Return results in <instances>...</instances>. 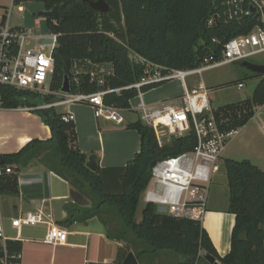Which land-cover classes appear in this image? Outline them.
<instances>
[{"label":"trees","instance_id":"trees-1","mask_svg":"<svg viewBox=\"0 0 264 264\" xmlns=\"http://www.w3.org/2000/svg\"><path fill=\"white\" fill-rule=\"evenodd\" d=\"M28 1L40 2L47 10L57 9L56 19H45L48 32L57 35L50 89L60 90L64 77L68 76L72 93L116 89L139 81L145 68L130 57L131 53L170 68H193L207 56L220 59L222 45L230 38L249 33L257 24L264 27L259 14L240 21L226 20L223 0H105L106 12L91 8L84 0H13ZM212 16L217 17L209 26ZM5 20L6 16L1 24ZM78 61L110 64L112 72L103 75L104 83L98 85L90 80L87 72L72 73ZM257 76L261 78L249 98L214 109L213 115L221 129L243 126L254 115L255 108L264 104V75ZM162 83L145 85L141 91ZM137 93L136 89L108 92L103 95V102L129 108V101ZM0 94L2 108L6 109L35 105L36 98L44 102L54 99L52 95L41 96L8 86H0ZM34 112L49 127L50 137L31 139L18 151L2 154V166L18 169L41 156V163L68 180L73 186L74 203L60 224L67 227L97 216L106 226L107 235L125 242L110 264H121L129 251L138 261L169 253L177 257L178 264H213L205 259L206 254L215 257L219 264H264V172L249 160L224 158L222 163L228 188L226 211L234 214L235 219L230 250L220 257L201 222L158 212L151 203L144 205L139 221L135 218L153 165L167 156L191 149L195 143L193 132L159 146L152 128L140 119L129 122L126 128L139 134V150L123 166L99 167L93 172L85 166L87 154L78 148L73 122L62 121L55 107ZM0 192L17 193L15 175L0 177ZM87 192L96 200L90 206L83 201ZM105 211L116 214L120 227L113 230L107 227L106 221L100 218ZM21 249L20 240H3L0 235V264H21Z\"/></svg>","mask_w":264,"mask_h":264},{"label":"built area","instance_id":"built-area-1","mask_svg":"<svg viewBox=\"0 0 264 264\" xmlns=\"http://www.w3.org/2000/svg\"><path fill=\"white\" fill-rule=\"evenodd\" d=\"M222 4L226 20L240 21L244 17L259 14L260 21L264 22V0H223ZM216 17L212 16L207 24L212 25ZM43 38L50 42L42 43ZM56 46L57 35L54 33L40 35L35 34L33 29L9 27L6 22L1 24L0 86L54 97L49 102L23 107L28 111L87 103L92 107L95 117L117 123L124 121L122 112H139V119L153 129L159 146L169 142L171 138L193 132L195 143L191 149L167 156L153 165L149 183L141 195L144 204L162 206L166 211L164 213L170 216L201 222L207 210L209 186L213 176L222 167L225 148L236 129L223 130L219 127L210 106L207 88L201 83L197 88L188 89L186 77L222 64L248 61L264 53V27L257 24L249 33L230 38L222 45L220 59L207 56L193 68H170L135 56V60L145 68V74L139 81L121 88L92 93H66L50 89L54 71L53 51ZM89 77L98 85L104 83L103 76L96 77L92 71L89 72ZM174 79L180 80L183 86L179 102L164 101L159 105H150L144 101L141 91L143 86ZM238 87H242V82L238 83ZM125 89L138 91L135 105L129 101V108H119L103 102L104 94L113 91L118 93ZM258 107L264 109V104ZM61 120L65 123L73 122V115L70 112L61 113ZM11 171L10 167L0 165V176ZM40 223L48 224L45 243L61 244L66 241V230L52 221L50 213L39 210L27 212L12 220V224L17 227Z\"/></svg>","mask_w":264,"mask_h":264},{"label":"crops","instance_id":"crops-1","mask_svg":"<svg viewBox=\"0 0 264 264\" xmlns=\"http://www.w3.org/2000/svg\"><path fill=\"white\" fill-rule=\"evenodd\" d=\"M85 62L90 65L89 68L110 65L92 64L89 61L75 63ZM80 69V71L76 70L77 73L78 71L80 73L87 72L82 67ZM110 70L112 72L111 65ZM260 78L259 76V80ZM161 88L162 86L143 92L144 101L145 95H148L149 103L147 104L150 105H159L164 101L167 103L179 102L180 96L165 93L159 94V97L150 95L155 89L161 90ZM133 99L137 102L136 97L132 98L130 102ZM20 109H23V107L16 108V110ZM58 111L60 113L70 112L73 115L78 148L87 156L95 154L98 168L123 166L139 150V134L134 129H127L126 125L122 126L125 119L117 123L103 117H95L92 107L87 103L62 106L58 108ZM30 113L27 110L25 115L28 117L34 116ZM34 118H37L38 128L25 126L20 131L12 129L9 133L7 131L2 132L4 124L0 123L1 155L18 151L31 139L45 140L50 137L49 127L44 124L39 116ZM250 121L255 123L256 130L250 131L251 143L249 142L248 145L250 151L247 152L244 159L249 160L264 172V148L259 153L253 152L256 145L254 143L256 133L260 131L264 136V115L256 116L254 113L241 128H245ZM127 123L129 122L125 124ZM9 141H11V146L5 148ZM40 157H34L29 163L20 166L18 169L14 166H8L11 167L12 171L2 175L13 174L17 179V193L0 192V235L2 239L20 240L22 242L21 264L113 263L117 258L119 248L125 247V242L107 235L106 226L97 216L76 221L67 227L62 226L60 221L66 218L67 209L74 203L71 197L73 186L68 180L41 163ZM38 210L47 214L50 213L52 221L66 230L67 236L64 243L47 244L44 242L48 228L47 223L20 225L18 227L12 224V220L20 215ZM234 219V214L227 212L226 208H207L201 221L203 229L207 232L217 255L220 257L225 256L230 250ZM138 263L153 264L150 262L140 263L139 261ZM3 264H6V262Z\"/></svg>","mask_w":264,"mask_h":264},{"label":"rangeland","instance_id":"rangeland-1","mask_svg":"<svg viewBox=\"0 0 264 264\" xmlns=\"http://www.w3.org/2000/svg\"><path fill=\"white\" fill-rule=\"evenodd\" d=\"M44 9V5L40 2L28 1V2H13L12 0H0V25L4 16H6V23L9 27L13 28H23V29H33L35 34L45 35L48 33L46 27V21L43 17H38L37 13L40 10ZM42 43H49L50 40L47 38L41 39ZM130 57L135 59V55L132 53ZM250 62L264 64V53L256 55L250 59ZM85 63H75L72 68V73L74 75L79 74L80 68L89 72L92 71L95 73L96 77H101L107 75L108 72H111L110 65H105L101 67H91ZM80 69V70H79ZM76 70H79L78 73ZM259 80V77L256 73L251 72L249 69L244 67L241 62H232L227 64H222L213 68L204 70L200 74L192 75L186 77V83L188 89L197 88L201 83L207 88L209 93V101L212 112L215 108L226 105L241 102L249 98L253 92V89ZM242 82V87H238V83ZM161 90H156L150 94L154 97H159V94H171L174 96H181L183 92L182 83L180 80H168L163 82ZM157 86V87H160ZM155 87V88H157ZM43 99L36 98L34 99L35 104L43 103ZM145 102L149 103L148 95H145ZM132 105L136 104V101L133 99L131 102ZM27 110L20 109H6L3 108L0 110V123L4 124L2 132H10L12 129L20 131V129L26 127H35L37 126V118H34L37 115L34 111H30L34 116H26ZM256 116L264 115L263 108H256L254 110ZM125 122L122 123V126H125L126 122H131L140 117L139 112L135 111H124L122 112ZM256 125L253 121H250L245 128L238 127L235 134L230 138L227 149L223 154V158H230L235 160H242L246 158V154L250 149H248L249 142L251 143L250 131H255ZM256 138L254 143L256 144L253 149V152L259 153L261 149L264 148V136L259 131L256 133ZM5 148H9L11 141ZM44 153V152H43ZM84 204L86 206L92 205L96 200L95 198L87 192L83 198ZM228 204V188L226 183V175L223 167H220L217 173L213 176L212 182L209 186V195L207 200V208H219L225 209ZM144 202L142 195L140 196L137 212L135 218L137 221L141 218V210L144 207ZM158 212H166L165 208L159 205H156ZM100 218H103L108 224L109 229H115L120 227V222L114 212L105 211L100 214ZM264 229V225H262ZM140 263H153V264H178V259L176 256L169 253H160L152 257H143L139 261Z\"/></svg>","mask_w":264,"mask_h":264},{"label":"water","instance_id":"water-1","mask_svg":"<svg viewBox=\"0 0 264 264\" xmlns=\"http://www.w3.org/2000/svg\"><path fill=\"white\" fill-rule=\"evenodd\" d=\"M84 1H86L90 5V7L95 10H98L101 12H106L108 10V5L105 0H97V1L84 0ZM37 16L43 17L45 19H56L57 9L56 7H53L50 10H47V9L40 10L38 11ZM241 64L253 73L264 75V64H258V63L250 62L247 60L241 61ZM60 90L66 93L70 92V83H69L68 76L64 77ZM2 164H3V158H2V155L0 154V165ZM85 166L89 170L96 172L98 170L97 156L95 154H89L87 156ZM205 259L210 263L219 264L216 261L215 257L209 254L205 255ZM121 264H139V263L134 253L132 251H129L127 255L125 256L124 260L121 262Z\"/></svg>","mask_w":264,"mask_h":264}]
</instances>
